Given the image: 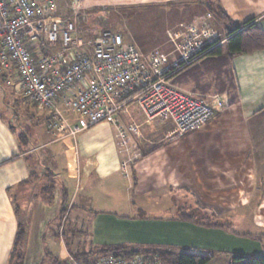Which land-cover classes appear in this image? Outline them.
Listing matches in <instances>:
<instances>
[{"label":"crops","instance_id":"0c3cea01","mask_svg":"<svg viewBox=\"0 0 264 264\" xmlns=\"http://www.w3.org/2000/svg\"><path fill=\"white\" fill-rule=\"evenodd\" d=\"M60 1L64 19L89 15L85 37L91 28H110L111 14L125 16L124 40L136 44L148 63L152 55L161 59L155 72L201 99L218 96L221 104L210 121L182 136H174L165 117L148 118L133 102L119 116L123 140L106 122L58 139L47 131L45 115L5 83L16 106L4 101V91V108L25 116L29 140L21 143L14 115L0 111V264H9L19 224L26 233L25 264H38L45 250L55 255L52 243L58 257L65 256L64 241L51 238L48 227L64 197L66 214L73 213L92 246L212 254L208 264H229L231 253L264 254V51L182 64L171 39L189 26L206 25L210 44L222 48L228 33L245 22L264 34V0ZM183 15L186 22L179 20ZM181 213L221 228L182 221Z\"/></svg>","mask_w":264,"mask_h":264},{"label":"built area","instance_id":"2783aa9c","mask_svg":"<svg viewBox=\"0 0 264 264\" xmlns=\"http://www.w3.org/2000/svg\"><path fill=\"white\" fill-rule=\"evenodd\" d=\"M77 15L64 19L53 0H0V75L46 116V129L55 138L73 139L106 122L123 140L126 130L119 116L133 102L148 118L165 117L174 136L201 127L215 115L218 96L204 100L171 85L162 72L154 71L161 59L152 55L148 63L137 45L120 34L104 29L85 37ZM212 38L206 25L171 36L182 64L203 57L202 49ZM61 259L67 264H168L145 254L103 255L82 262L66 253Z\"/></svg>","mask_w":264,"mask_h":264},{"label":"trees","instance_id":"16d2710c","mask_svg":"<svg viewBox=\"0 0 264 264\" xmlns=\"http://www.w3.org/2000/svg\"><path fill=\"white\" fill-rule=\"evenodd\" d=\"M200 1L202 3H205V0ZM57 2L62 4L63 1L56 0V2H54L56 5L57 14H63L61 13V10H59L60 8L59 4H56ZM206 5L208 6V9L211 10L209 3H206ZM241 26L243 27L242 29H240V27L233 32L228 33V39L225 41V44L222 48L217 47L215 43H213L203 47L202 52H204L206 56H217L225 59V55L230 57L238 54H250L256 51H264L263 32L259 28L250 24V22H245ZM4 75L5 74L0 75V80L6 83L4 81ZM232 88L233 86L231 87V89ZM30 105L35 108L33 104L30 103ZM5 107H8V104H5ZM7 109L11 110L10 113L14 115L15 122L17 124V126H14L19 129L17 134L19 141L21 143L28 142L29 137L24 127H22L17 121L19 119L18 113L15 110L12 111L13 109L9 107ZM259 192L261 198L264 199V183L260 186ZM66 199L65 197L63 198V203L61 204L63 205V207L61 208L58 217L54 220V225H50V223L48 225V227L50 228L49 235L51 238L55 239V241L62 239L64 241L68 255L78 261H94L103 255L129 257L134 254H145L156 255L162 261L167 262L168 264H208L213 258L212 254H179L167 249L146 247L137 248L130 245L101 247L92 246L89 242H87V231L82 227L77 226L66 214V211L68 210V208L66 207ZM179 218L182 221L198 224L204 227L221 228V226H219L218 224L197 222V219L193 215H188L186 213H181ZM61 228L62 231L60 233ZM43 240H45V237H43ZM25 242V229L22 224H19L14 239V245L9 258V264H25V252L24 250H22ZM46 260H49L50 264H67L66 260L61 259L57 254L51 255L47 250L44 251L43 260L38 264H44ZM229 264H264V254L248 255L243 253H231Z\"/></svg>","mask_w":264,"mask_h":264},{"label":"rangeland","instance_id":"374dc122","mask_svg":"<svg viewBox=\"0 0 264 264\" xmlns=\"http://www.w3.org/2000/svg\"><path fill=\"white\" fill-rule=\"evenodd\" d=\"M54 2H56L55 0H54ZM178 11V10H177ZM172 15H177V12H176V10H174L172 13H171ZM79 15V16H78ZM78 15H77V23H78V26L80 27V28H82L83 30H84V27H83V25L85 24V21L88 19V17H89V15L88 14H84V13H82V14H80V13H78ZM105 13H103V19L102 20H104V21H107L106 19V17H105ZM72 16V15H71ZM71 16H69L68 18H70ZM180 17V19L179 20H181L182 19V21L183 20H185L184 22H186V19H187V17L185 16V15H183V18L181 17V16H179ZM94 18H92V20H93ZM124 19H125V16L123 17V18H120V17H118V16H116V15H114V14H111L110 15V17L108 18V24H109V26H110V28H108L107 26H104V27H102V29L100 30V31H102V30H104V29H106L107 31H110V32H114V33H117V34H120V35H122V30H124L123 29V27H122V23L120 22V20H122V22L124 21ZM157 20H159V18L157 17L156 18ZM90 20V19H89ZM88 20V21H89ZM173 21H176L177 19H172ZM160 21V20H159ZM99 22V21H98ZM87 23V25H88V22H86ZM171 23H174V22H171ZM168 24V23H167ZM106 27V28H105ZM91 28V27H90ZM91 30L93 31V33H91V34H97L94 30H96V29H93V28H91ZM86 31V30H85ZM88 31V30H87ZM99 31V32H100ZM98 32V33H99ZM136 32H138V30L136 29ZM90 33V32H89ZM206 55H204L203 57H205ZM10 86H8V85H6L3 81H1L0 80V111L2 112H4V115L7 117V118H9V117H11V113H10V111H8L7 109H5L4 108V105H3V96H4V92H3V90L6 92V94H7V97H5L4 98V101L5 102H7L8 104H12V106H16V104L14 103V100H11L12 102H9V100H10V98L12 97V94H10L11 93V90H10ZM12 89V88H11ZM18 121V123L22 126V127H25L26 126V124H27V119L25 118V116H21L20 115V118L17 120ZM14 125H16L17 126V124H16V122H15V124ZM45 180H49L50 181V179L49 178H47V176H46V179ZM53 193L52 192H50V194L48 195V197L52 200V198H54V196L52 195ZM71 216H73V213L70 215V219H71ZM71 221V220H70ZM201 221H205L202 217H199V219H197V222H201ZM82 224H83V226L87 229V226H88V224H89V221L88 220H84L83 222H82ZM63 228V227H62ZM62 231V230H61ZM52 251H54V252H56V254H57V252H58V246L57 245H55L54 243H52ZM137 248H141V247H137ZM146 248H152V247H146ZM48 263L47 264H50V262H49V260L47 261ZM44 264H46V263H44Z\"/></svg>","mask_w":264,"mask_h":264}]
</instances>
